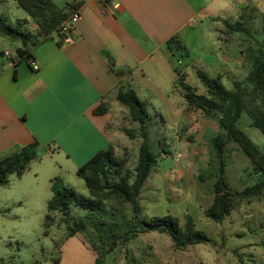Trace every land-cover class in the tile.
I'll list each match as a JSON object with an SVG mask.
<instances>
[{
  "label": "rangeland",
  "instance_id": "rangeland-1",
  "mask_svg": "<svg viewBox=\"0 0 264 264\" xmlns=\"http://www.w3.org/2000/svg\"><path fill=\"white\" fill-rule=\"evenodd\" d=\"M242 2L245 6L258 7L264 14V0ZM0 13L13 26L18 20L29 19L28 13L13 0L3 4ZM240 14L241 11H238L235 16V10L231 8L224 16L237 21ZM221 25V22L215 24L217 37ZM257 45L255 38L239 34L231 49L226 51L221 46L218 61L212 65L204 63L205 60L195 59L196 54L189 57L179 51L173 52L172 61L180 72H187V82L199 94H205L206 88L197 70L211 76L224 73L225 85L231 88L234 80L247 76L249 64L246 52ZM18 47V43L0 39V50L16 52ZM204 56L208 58V53ZM4 61L0 56V63ZM175 99L184 108L180 94ZM163 105L161 102L149 105V138L153 151L158 155V162L141 194V217L149 219L172 214L184 222L185 215L189 214L197 229L206 232L213 241L177 250L168 234L150 232L138 236L125 248L108 254L105 264H264V247L261 245L264 242V201L242 204L222 225L205 216L213 201L214 182L200 184L196 174L208 163L209 138L215 134H225L219 122L206 119L199 113L167 114L161 111ZM154 108H159L161 114H157ZM126 111L117 112V123L114 122L110 130L118 134V154L129 150V166L132 169L142 140L122 135L123 128L139 126ZM243 126L264 149L263 137L251 130L248 121L244 120ZM189 137H193V142ZM226 158L230 162L228 181L241 189L240 180L242 183L248 180L244 171L248 158L236 143L228 146ZM78 171L79 167L63 152L48 155L42 151L41 157L32 162L29 171L23 176L11 175L9 183L0 187V264H55L56 259H60V264H95L97 253L83 235L67 239V220L86 216L85 209L72 204L68 218L54 214L55 223L46 228V218L50 214L48 206L54 195L52 187L56 180L90 197L89 189ZM239 254L244 262H241Z\"/></svg>",
  "mask_w": 264,
  "mask_h": 264
},
{
  "label": "trees",
  "instance_id": "trees-1",
  "mask_svg": "<svg viewBox=\"0 0 264 264\" xmlns=\"http://www.w3.org/2000/svg\"><path fill=\"white\" fill-rule=\"evenodd\" d=\"M8 1L0 0V9ZM13 1L29 15V19L18 20L13 26L0 13V39L19 44L16 50L18 60H12L14 64L29 62L33 58V50L43 37L56 35L58 45L62 47L67 41V34L62 31L63 24L83 4L80 0L62 8L53 0ZM30 22L38 26L37 34L29 29ZM220 22L222 25L217 31L218 40L226 51L231 49L239 34L257 40L258 45L250 47L246 52L249 64L247 76L242 80H234L229 88L225 85L224 73L211 76L199 69L197 75L206 88L205 94H199L187 82V72L175 70L174 93L175 96L180 94L184 102L185 109L182 108V103L177 104L183 114L199 113L206 119H216L225 133L209 138L208 163L196 174L200 184L214 182L213 201L205 211V216L222 225L242 204L264 201V149L243 126V121H248L251 130L257 131L264 139V14L256 6H244L239 20ZM259 22L261 24L258 26ZM167 45L171 50L189 56V51L179 36L171 38ZM0 56L4 57V52L0 51ZM109 59L112 60V57ZM112 67L115 66L111 61ZM118 74L121 75L122 72ZM117 101L121 108L128 111L130 119L139 124L137 128L122 129L126 136L142 140L135 167L131 169L129 166V150L120 155L111 145L79 168L78 175L84 179L90 197H85L73 188L63 186L61 180H56L52 187L54 195L48 206L50 214L46 218V228L49 229L55 223L54 214L68 218L72 204L85 209L86 216L66 219L67 239L83 235L97 253L95 264H105L108 254L118 248H125L138 236L150 232L168 234L177 250L212 243L213 240L206 232L197 229L189 214L185 215L184 222L172 214L149 219L141 217V194L158 162V155L153 151L149 138L150 110L147 102L139 97L131 85L120 88ZM109 110L107 103H101L95 109V114L105 115ZM188 139L193 142V137ZM232 143L239 145L248 158L244 170L248 180L246 183L240 180L241 189L228 181L227 169L230 162L226 153ZM48 150V147L35 141L0 159V187L9 183L11 175L23 176L29 171L32 162L41 157V152ZM261 245L264 247V242ZM240 260L244 262L243 256ZM54 263L60 264V259H56Z\"/></svg>",
  "mask_w": 264,
  "mask_h": 264
},
{
  "label": "crops",
  "instance_id": "crops-1",
  "mask_svg": "<svg viewBox=\"0 0 264 264\" xmlns=\"http://www.w3.org/2000/svg\"><path fill=\"white\" fill-rule=\"evenodd\" d=\"M53 1L63 8L80 0ZM82 1V18L67 33L65 44L60 47L52 35L33 50L39 71L27 61L14 64L3 57L0 159L39 141L49 146L46 154L63 152L80 168L111 145L117 149L118 134L110 128L117 112L125 113L117 101L124 86H133L148 107L161 102L164 113L183 114L175 99L179 69L169 40L179 36L189 57L196 54L195 59L212 65L221 50L215 24L229 20L224 16L229 9L236 16L245 6L242 0ZM28 27L38 33L34 22ZM101 103L110 110L96 115Z\"/></svg>",
  "mask_w": 264,
  "mask_h": 264
},
{
  "label": "built area",
  "instance_id": "built-area-1",
  "mask_svg": "<svg viewBox=\"0 0 264 264\" xmlns=\"http://www.w3.org/2000/svg\"><path fill=\"white\" fill-rule=\"evenodd\" d=\"M82 16H81V13L80 11L76 10L71 16L70 18L63 24V29L62 31L64 33H69L70 30L75 27V25H77V23L81 20ZM4 56L5 58L9 59V60H18V55L16 52H11V51H8L6 50L4 52ZM32 69L34 71H39L40 70V66L38 64V62L32 58L30 61H29Z\"/></svg>",
  "mask_w": 264,
  "mask_h": 264
}]
</instances>
